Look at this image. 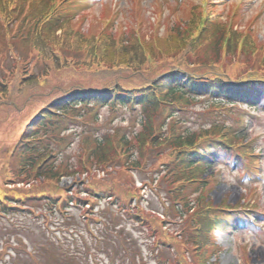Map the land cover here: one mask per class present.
Here are the masks:
<instances>
[{
  "label": "trees",
  "instance_id": "obj_1",
  "mask_svg": "<svg viewBox=\"0 0 264 264\" xmlns=\"http://www.w3.org/2000/svg\"><path fill=\"white\" fill-rule=\"evenodd\" d=\"M80 2L0 0V56L5 50L7 53L0 59V67L10 68L0 76V108L6 107L4 114L19 120L11 125V131L17 133L20 129L4 159L5 168H1L0 210L13 209V201L66 198L68 188L60 186L61 177L84 183L94 180L100 171L106 178L118 168L137 171L150 153L166 152L170 171L162 180L173 192L165 210L179 214V237L163 230L165 223L158 217L145 214L135 215L134 219L154 239L161 237L158 242L171 240L176 251L174 264H191L186 250L197 261L195 264H203L212 230L229 207L226 198L216 205L206 195L215 180L211 177L205 181L204 157L210 148L205 145L212 139L241 144L237 134L240 115L227 110L226 117L233 119L227 126L226 117L216 112L225 110L221 101H205L200 111L209 117L208 126L193 130L181 116L195 111L193 107L200 104L198 96L190 93H197L200 87L207 95L218 90L224 105L237 99L241 90L244 98H249L252 84H264V43L256 42L251 33L245 35L234 29L237 14L233 23H223L213 19V12H201L198 6L187 14L186 23L179 22L162 34L155 23L154 31L143 34L122 28L113 31L105 20H100L99 25L90 24L84 31L82 18H77L85 6ZM18 44L22 46L20 53L15 51ZM23 49H29L28 55L45 65L38 74L26 69L24 62L28 61L22 57ZM178 75L182 76L180 80ZM46 86L50 88L36 91ZM21 96L25 102L19 105L17 99ZM127 106L131 114L139 115L136 134L126 135L123 128L101 124V111L111 116L119 107ZM25 107H30V116L20 119L18 114ZM132 107L139 109L136 112ZM71 126L82 133L80 155L73 164L55 156L65 140L60 133ZM201 144L205 146L202 149ZM241 153L244 155L246 150ZM119 172L124 174L125 170ZM85 173L86 179H81ZM33 182L38 186L32 190L16 186ZM95 185L86 184L84 189L94 194L102 193L101 188L106 191L97 182ZM48 187L52 190L45 193ZM188 187L193 191L188 192ZM75 196L78 201L94 202L91 196ZM176 200L178 207L174 206ZM36 248L42 257L51 251L41 244ZM129 257L130 264H144L137 252ZM49 261L80 264L73 256H61L59 251H53Z\"/></svg>",
  "mask_w": 264,
  "mask_h": 264
},
{
  "label": "rangeland",
  "instance_id": "obj_2",
  "mask_svg": "<svg viewBox=\"0 0 264 264\" xmlns=\"http://www.w3.org/2000/svg\"><path fill=\"white\" fill-rule=\"evenodd\" d=\"M201 1L81 0V5L89 3V7L87 6L81 15L86 16L83 19L84 23L81 28L87 31L90 24L99 25L100 20H105L108 13L113 11L115 14L114 29H116L117 25L123 31H129L132 27H135L145 34L154 31L152 26L155 23L158 28L157 31L162 34L179 22L186 23V20H188L187 14L195 7L194 5L203 4L200 3ZM205 6L207 11L213 12V19L220 22L229 20V17L237 10V26L235 28L242 30L248 28L250 32L254 31L251 34L258 43L264 40V0H207ZM238 7H240V10L237 9ZM19 47L22 46L18 44L15 47L17 53H20ZM28 52L29 49L22 50V53H24L22 57L28 61L24 62V64L27 70H31L36 75L42 71L45 65L38 63L33 56L28 55ZM32 54L34 53L32 52ZM6 56L5 50L2 52L0 59L2 58L3 60ZM9 69L8 67H0V76L3 75L2 71L6 73ZM236 71L237 67L233 73ZM46 88H50V86L37 88L36 91L46 90ZM257 88L259 97L263 100L264 89L262 86H257ZM24 96L17 99L19 105L25 102L26 96ZM200 108L201 106L194 107L196 112H199ZM243 108L246 113L243 136L254 139V143L250 148L259 156L263 177L258 174L257 178L254 176L250 179H244L240 175L242 172L230 170L229 166L231 163L227 164L224 161L225 153L222 154L221 150L216 148L209 153L211 156L209 160L214 162L212 163V169L210 170L209 168L208 175L212 174V170L215 167L217 176L214 177L216 181L212 183V186L210 185L212 191L208 192V197L215 204H220L226 198L231 206L246 205L249 200L248 193L253 188L256 190V194L251 199L258 204V209L253 212L264 213V105L259 109L254 107L252 109L247 106ZM29 111H31L30 107H25L21 114H18L19 118H28L30 116ZM4 112H7V108H0V169L5 168L3 165L4 159L14 146L20 131V129H18L17 133L14 130L11 131V125L18 123L19 120L18 118H9ZM103 116L110 121L111 125L126 126L129 123L127 117H121L120 115L116 116L114 120L105 113L100 117L102 125H104ZM189 121L190 125L188 124V126L194 129L208 124L205 119L203 122L201 119H196V115L190 116ZM60 136L65 140L59 146L55 156L64 163H75L80 155L81 130L71 126L67 131L61 132ZM216 157L220 158L219 164L215 163ZM154 159L155 156L151 153L147 157L150 162ZM162 160H165V157H162ZM233 160L234 158L231 159V161ZM120 169L129 173L126 168H118L111 172L106 179H104L105 176L97 175L94 180L89 179V181H84V183L73 184H70L67 180H62L61 187H68L67 193L71 191L79 195H85L89 193V191L84 189L86 184L95 185V182H97L106 188V191L101 188L102 193L108 194V192L115 190L116 193H121L124 198L125 189L131 191L133 188L131 184H126L125 179H122L119 172ZM3 173V169H1V177ZM156 174V172L149 170L140 172L141 178L145 181H150ZM136 181V185L140 184L138 176ZM133 184L135 187L134 182ZM35 185L38 186L37 182H34L30 189L32 190ZM98 188L99 186H96L95 189L97 190ZM44 190L46 191L45 193H50L52 189L48 187ZM143 191L141 197L143 202L138 203L142 207L141 209L148 212L153 210L152 212H155V214L159 213L161 215L162 210H164L162 203L167 199L165 192L157 189V192L161 193V198L158 200L156 194H152L149 189L144 188ZM97 198L102 197L97 196ZM246 199L247 201L243 204ZM50 200L49 197L30 198L24 201L22 205L28 204L31 207L29 209L33 210L34 213L25 214L19 210H13L9 214L0 216V264H36V262L37 264H50L49 256L53 251L58 253L59 246L66 250L65 253L67 255H76V260L80 264H130L131 258L129 254L136 253L137 250H141L144 264H174L173 260L176 252L173 246L167 248L165 242L156 244V242L161 240V237L156 236L154 239L153 236H150L148 230H137L136 228L140 227L135 226L132 219L123 222L122 219L124 218L121 219L117 212V200L113 203H110L111 201L106 198L100 200L99 205H96L92 213L88 214L89 218L94 216L99 221L90 219L87 222L89 229L86 228L85 224L87 223L81 222V215L84 214L82 209L68 207L66 208L67 214L71 216H66L65 214L53 215L55 212L52 214L46 206V204H51ZM120 201L124 202L122 199L118 200L119 203H121ZM252 201L250 203H253ZM130 203V207L133 208L132 201ZM134 210L135 208L132 209L133 212ZM232 214H234L233 223L235 227L239 228L214 232L215 242L220 249L215 253L210 251L207 256L208 259L206 258L203 264H264V217L262 220L259 218L254 223H251L249 221L251 217L248 213H244L242 216L235 212ZM149 216H152V214ZM237 218L239 219L237 220ZM236 220L239 226L235 223ZM39 244L46 246L51 251L46 252L47 255L42 257L40 253H37L39 248H36V246ZM3 251L6 254L1 257ZM89 252H92V255L91 253L88 254ZM186 254L189 263H197L189 251L186 250ZM111 258L114 259V262H111Z\"/></svg>",
  "mask_w": 264,
  "mask_h": 264
}]
</instances>
